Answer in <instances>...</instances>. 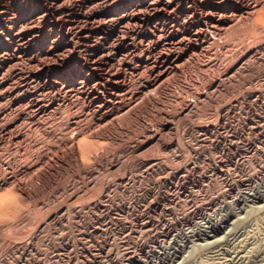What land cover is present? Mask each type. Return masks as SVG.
<instances>
[{
	"label": "rangeland",
	"instance_id": "rangeland-1",
	"mask_svg": "<svg viewBox=\"0 0 264 264\" xmlns=\"http://www.w3.org/2000/svg\"><path fill=\"white\" fill-rule=\"evenodd\" d=\"M262 22L264 0H0V264H264Z\"/></svg>",
	"mask_w": 264,
	"mask_h": 264
},
{
	"label": "bare ground",
	"instance_id": "bare-ground-1",
	"mask_svg": "<svg viewBox=\"0 0 264 264\" xmlns=\"http://www.w3.org/2000/svg\"><path fill=\"white\" fill-rule=\"evenodd\" d=\"M157 1V0H156ZM205 1H207V0H205ZM223 4H227L228 3V0H220ZM153 2V1H152ZM166 2V1H165ZM201 2V1H200ZM215 2V1H214ZM233 2V1H232ZM170 3V2H169ZM212 3V2H211ZM218 3V2H217ZM109 4V3H108ZM229 4H230V2H229ZM233 4V3H232ZM57 5V4H56ZM80 5V4H79ZM166 5V4H165ZM191 5V4H190ZM206 5V4H205ZM167 6V5H166ZM165 6V7H166ZM168 6H169V4H168ZM167 6V7H168ZM230 6V5H229ZM55 7V6H54ZM164 7V8H165ZM172 7V6H171ZM223 7V6H222ZM228 7V6H227ZM226 7V11H227V9L229 8H227ZM39 8V7H38ZM154 8H156V7H154ZM175 8V7H174ZM224 8H225V5H224ZM143 9V8H142ZM5 10V9H4ZM58 10V9H57ZM146 10V9H145ZM173 10V9H172ZM2 11V10H1ZM142 11V10H141ZM158 11V10H157ZM168 11V10H167ZM199 11V10H198ZM161 12V11H160ZM159 11L157 12V14H159L160 13ZM196 12V11H195ZM220 13H221V11H220ZM170 14V13H169ZM194 14V13H193ZM224 14V13H223ZM222 15V14H221ZM226 15V14H225ZM232 15V14H231ZM85 16V15H84ZM44 17V16H43ZM86 17H87V15H86ZM144 17V16H143ZM223 17V16H222ZM121 18V17H120ZM166 18V17H165ZM221 18V17H220ZM205 19V18H204ZM108 20V19H107ZM115 20V19H114ZM98 21V20H97ZM101 21V20H100ZM256 21V20H255ZM37 22V21H36ZM35 22V23H36ZM258 22V21H257ZM34 23V24H35ZM117 23V22H116ZM135 24V23H134ZM137 24V23H136ZM209 24V23H208ZM211 24V23H210ZM128 25V24H127ZM156 25V24H155ZM173 25V24H172ZM214 25V24H213ZM216 25V24H215ZM218 25V24H217ZM37 26V25H36ZM126 26V25H125ZM130 26V25H129ZM141 27V26H140ZM123 28H121V30H122ZM140 29V28H139ZM105 30V29H104ZM128 31V30H127ZM47 32V31H46ZM20 33V32H19ZM125 33V32H124ZM37 34V33H36ZM120 34V33H119ZM134 34V33H133ZM45 36V35H44ZM1 41V40H0ZM27 41V40H26ZM124 42V41H123ZM21 43V42H20ZM19 43V44H20ZM28 44V43H27ZM134 44V43H133ZM109 48V47H108ZM111 50V49H110ZM7 52V51H6ZM138 53H140V52H138ZM131 58V57H130ZM32 60V59H31ZM100 62V61H99ZM112 66V65H111ZM101 67V66H100ZM108 70V69H107ZM83 71V70H82ZM89 75V74H88ZM86 76H87V74H86ZM85 76V77H86ZM117 83V82H116ZM81 84V83H80ZM151 85V84H150ZM97 87V86H96ZM104 91V90H103ZM126 91V90H125ZM100 99V98H99ZM118 101V100H117ZM263 126V125H262ZM255 127V126H254ZM251 184V183H250ZM255 185V184H254ZM226 186V185H225ZM240 187V186H239ZM254 187V186H253ZM223 188V187H222ZM231 188V187H230ZM226 190V189H225ZM263 191V189L262 188H259V190H257L256 192H254V194H251V195H248V196H244V197H242V198H240L241 199V201H244L245 199H250V198H255V199H259V197H261L262 196V192ZM227 193H228V191H227ZM252 193V192H251ZM221 196V195H220ZM214 197V196H213ZM206 199V198H205ZM230 200V199H229ZM232 200V199H231ZM239 200V199H238ZM241 201H239V203L241 202ZM252 201V200H251ZM254 201V200H253ZM204 203L205 202H203V205H204ZM236 204V203H235ZM244 204V203H243ZM243 204H242V206H243ZM231 205V204H230ZM231 206H233V205H231ZM256 206V205H255ZM263 206V205H262ZM261 206V207H262ZM254 207V206H253ZM261 207H260V209H261ZM250 208V207H249ZM263 208V207H262ZM222 209V208H221ZM239 208H238V204H237V206H235V207H229V210H225L226 212H227V214L226 215H224L225 216V218L223 219V220H225L231 213H233L235 210L237 211ZM255 209V208H254ZM192 210V209H191ZM257 210V209H256ZM241 211V210H240ZM189 212V211H188ZM202 212V211H201ZM221 212V211H220ZM190 213V212H189ZM222 213V212H221ZM227 216V217H226ZM202 217V216H201ZM210 217V216H209ZM220 217V216H219ZM222 218V217H221ZM183 219V218H182ZM217 219H219V218H217ZM193 220V219H192ZM221 219L220 220H215V222H213L210 226H206L205 225V227H204V225L199 229V230H193L192 232H194V236H200V235H205L206 233H212V232H214V233H217L218 231H219V229L221 228ZM207 224V223H206ZM164 226V225H163ZM189 227V226H188ZM148 229V228H147ZM143 232V231H142ZM157 232V231H156ZM165 234V233H164ZM213 235V234H212ZM149 236H151V235H149ZM189 236V235H188ZM193 236V235H192ZM207 237V236H206ZM205 237V238H206ZM141 238V237H140ZM155 239V238H154ZM145 240V239H144ZM180 242V241H179ZM186 242V241H185ZM166 243V242H165ZM182 244V243H181ZM180 244V245H181ZM164 245V244H163ZM179 248V245L177 246V244H176V246H175V248L174 249H178ZM148 250V249H147ZM179 250V249H178ZM161 252V251H160ZM168 252V251H167ZM169 255V254H168ZM128 260V259H127ZM164 260L165 259H163V262H164ZM162 262V261H161ZM134 264V263H133ZM136 264V263H135ZM153 264V263H152ZM156 264H160V262H156Z\"/></svg>",
	"mask_w": 264,
	"mask_h": 264
},
{
	"label": "snow or ice",
	"instance_id": "snow-or-ice-1",
	"mask_svg": "<svg viewBox=\"0 0 264 264\" xmlns=\"http://www.w3.org/2000/svg\"><path fill=\"white\" fill-rule=\"evenodd\" d=\"M262 23H264V22H262Z\"/></svg>",
	"mask_w": 264,
	"mask_h": 264
}]
</instances>
